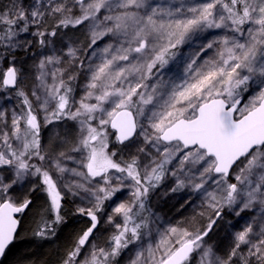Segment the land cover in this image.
<instances>
[{
  "label": "snow or ice",
  "instance_id": "obj_1",
  "mask_svg": "<svg viewBox=\"0 0 264 264\" xmlns=\"http://www.w3.org/2000/svg\"><path fill=\"white\" fill-rule=\"evenodd\" d=\"M196 40L184 78L163 80ZM0 100V264L37 194L34 240L87 220L57 264H119L129 250L127 264H264V0H7ZM168 180L161 197L201 203L161 231L150 201ZM244 214L231 231L226 216ZM222 224L223 249L209 242Z\"/></svg>",
  "mask_w": 264,
  "mask_h": 264
},
{
  "label": "trees",
  "instance_id": "obj_2",
  "mask_svg": "<svg viewBox=\"0 0 264 264\" xmlns=\"http://www.w3.org/2000/svg\"><path fill=\"white\" fill-rule=\"evenodd\" d=\"M206 35V34H205ZM202 40H196L193 43L199 47L200 43H202ZM187 46V44H185ZM193 53L190 52V49L187 51L185 55H182L179 57L176 61H170V63L166 66L165 69L161 70V72L158 74L160 77L163 78V80H173L176 83H179L184 78V65L187 62V60L193 56ZM213 53L210 51L207 53V56L204 54H201V58H198V62H203V59H207L208 56H211ZM99 63V61H97ZM156 81V77H154ZM110 133L111 130H109ZM113 138V136H110ZM114 141V138L112 139ZM36 203V202H35ZM35 203L32 206V209H30L25 218H28L27 222L25 223V232H26V245L24 249H18L17 247L14 250L13 257L7 256L5 260H3V264H10L11 261L19 258L20 256H28L31 260L37 261V264H57L58 260V252H62L64 249V246L68 244L71 240V235L74 231L79 230L81 228V224H83V217H70L69 224L64 227L58 234V236L52 241H39L38 239L34 240V238L31 235L30 228L34 225L32 223L33 221V211L35 210L36 206ZM65 206L69 207L68 202L65 203ZM231 219H226L227 221H230L233 225H235L234 228H231V231H237L240 228H242L246 222L247 214H244L242 217H235L232 215H229ZM228 217V218H229ZM224 235V239H219L221 236ZM219 237V238H218ZM209 242H217L220 244L221 249L227 246L228 244V238L227 234H225L223 229V234L219 233L217 237L213 234L209 237ZM17 246V245H16Z\"/></svg>",
  "mask_w": 264,
  "mask_h": 264
},
{
  "label": "rangeland",
  "instance_id": "obj_3",
  "mask_svg": "<svg viewBox=\"0 0 264 264\" xmlns=\"http://www.w3.org/2000/svg\"><path fill=\"white\" fill-rule=\"evenodd\" d=\"M0 3H7V0H0ZM66 32H68V36H73V32L71 30H64ZM84 30L81 29L79 32L75 33V36H77L79 38V40L81 42L84 41L85 37L83 35ZM207 35V34H206ZM28 39H31L30 36L27 37ZM65 42H67V39L65 40ZM110 41L105 38L102 42L98 43V47L102 48L104 46V44L109 43ZM59 46V45H58ZM190 49V52H196L198 50V46L195 45L193 42L192 43H187V46L182 45L180 46L179 51L182 53V55H185L187 53V51ZM33 52L36 53H44V50L41 49H33ZM47 54V53H44ZM22 55V54H21ZM99 60H96V62ZM32 64H33V60L32 59H27L26 61V65L25 67L34 71V69H32ZM84 80L81 77L78 81L77 84L82 86L84 84ZM155 79L153 78L152 81H150V83H155ZM82 87H78L77 88V93H76V98L79 99V96L82 95ZM17 101H15V99L12 100L11 103L5 105L6 107L11 108ZM3 103V100H0V104ZM112 132V131H111ZM113 133V132H112ZM114 138V136H113ZM113 138L110 137V139L112 140ZM173 183V181L168 180L163 186H161V188L158 189L157 193L155 195H153L151 197V201H150V207L152 212H154L158 217H159V221L157 223V225L155 227H158L161 231L168 227L170 224H175L177 221H183L185 219H190L192 217V215L194 214V211H199V207H197L201 201L199 198L197 197H193L194 203L185 207H181V204L183 203V199H181V195H172L169 197H161L160 193H163L164 191L167 190L168 187L171 186V184ZM185 199L187 198L186 196L184 197ZM71 198H69L70 200ZM120 199H127V193L125 192ZM36 203L35 206L38 204H41L44 201V197L42 194H37V198L35 199ZM69 207L66 208H72L74 207L73 205H71L70 203ZM77 204H79V201L77 200ZM110 211V209H109ZM226 216L225 219H231V217ZM77 218V217H75ZM232 220V219H231ZM119 222V221H118ZM87 226V220L83 219V228ZM223 229L225 232V225H221L219 228L216 229V231L214 233H212L213 235H215L217 237V235L219 233L223 234ZM112 230L109 228L107 231L104 230V227L101 228L100 232L97 233V236L100 237L101 235L103 236V238H106L107 235L111 232ZM226 234V232H225ZM156 233L155 231L153 232V236H155ZM219 238V237H218ZM219 239H224V235L221 236V238ZM52 241V240H49ZM101 244L103 243V239H101ZM146 243L148 242L147 239L145 241ZM211 243V242H210ZM132 251L133 250H129L126 251L125 253L122 254V256L119 258V264H127L128 259L130 258V256L132 255Z\"/></svg>",
  "mask_w": 264,
  "mask_h": 264
},
{
  "label": "flooded vegetation",
  "instance_id": "obj_4",
  "mask_svg": "<svg viewBox=\"0 0 264 264\" xmlns=\"http://www.w3.org/2000/svg\"><path fill=\"white\" fill-rule=\"evenodd\" d=\"M37 198V197H36ZM34 198V199H36ZM36 201V200H35ZM67 207V206H65ZM27 214V213H26ZM26 215L24 216V225H23V228L20 230L19 234H18V238L16 240V242L14 243V245L12 246L11 250L9 251L8 255L7 256H11L13 257L14 255V250L15 248L17 247L19 250L20 249H24L25 245H26V232H25V223L27 222L28 218H25ZM78 217V216H77ZM86 220V219H85ZM33 227V226H32ZM83 228V224H81V228ZM31 229V228H30ZM17 245V246H16ZM6 259V258H5ZM4 259V260H5Z\"/></svg>",
  "mask_w": 264,
  "mask_h": 264
},
{
  "label": "water",
  "instance_id": "obj_5",
  "mask_svg": "<svg viewBox=\"0 0 264 264\" xmlns=\"http://www.w3.org/2000/svg\"><path fill=\"white\" fill-rule=\"evenodd\" d=\"M109 130H111L113 133L115 132V130H114V129H111V128H109Z\"/></svg>",
  "mask_w": 264,
  "mask_h": 264
}]
</instances>
